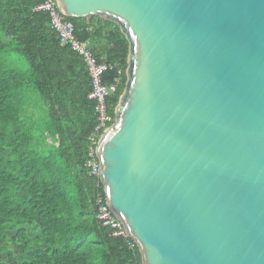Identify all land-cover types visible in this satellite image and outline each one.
Segmentation results:
<instances>
[{"label":"water","instance_id":"1","mask_svg":"<svg viewBox=\"0 0 264 264\" xmlns=\"http://www.w3.org/2000/svg\"><path fill=\"white\" fill-rule=\"evenodd\" d=\"M131 44L96 148L144 264H264V0H60Z\"/></svg>","mask_w":264,"mask_h":264},{"label":"trees","instance_id":"2","mask_svg":"<svg viewBox=\"0 0 264 264\" xmlns=\"http://www.w3.org/2000/svg\"><path fill=\"white\" fill-rule=\"evenodd\" d=\"M44 0H0V264H144L132 239L96 219L98 180L84 164L96 127L82 59L61 45ZM98 61L117 66L115 124L131 44L116 22L70 18Z\"/></svg>","mask_w":264,"mask_h":264},{"label":"built area","instance_id":"3","mask_svg":"<svg viewBox=\"0 0 264 264\" xmlns=\"http://www.w3.org/2000/svg\"><path fill=\"white\" fill-rule=\"evenodd\" d=\"M34 11L45 12L49 15L51 27L58 34L61 45L71 48L78 54L87 70L91 83V92L88 95V99L94 103L96 127L89 138V147L84 167L90 176L98 180L96 184L98 188L96 196V219L102 226L108 227L112 231L114 238L131 239L128 233L125 232L123 224L110 211L106 203L104 186L98 175L99 162L96 157V148L100 138L114 125L112 118H110V107L107 99L115 95L118 86H120V81L112 85H106L104 75L117 66L104 61H98L93 55L89 43L80 41L77 37L75 25L64 11L60 0H44L43 3L35 7ZM130 246L132 250L139 248L135 241L130 242Z\"/></svg>","mask_w":264,"mask_h":264}]
</instances>
